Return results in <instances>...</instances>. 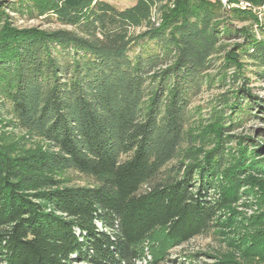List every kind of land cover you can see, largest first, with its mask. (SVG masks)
I'll return each instance as SVG.
<instances>
[{
  "label": "trees",
  "instance_id": "trees-1",
  "mask_svg": "<svg viewBox=\"0 0 264 264\" xmlns=\"http://www.w3.org/2000/svg\"><path fill=\"white\" fill-rule=\"evenodd\" d=\"M131 1L7 6L64 26L54 29L17 28L0 1V100L48 143L13 155L0 141V264H138L146 247L158 264L219 227L215 218L239 197V173L254 155L238 150L226 167L221 133L215 149L192 148L191 103L232 33L228 15L263 33L264 22L219 0ZM251 45L264 65V39ZM251 106L241 98L229 117L223 106L218 122L253 115ZM71 171L93 182L65 185Z\"/></svg>",
  "mask_w": 264,
  "mask_h": 264
},
{
  "label": "rangeland",
  "instance_id": "rangeland-1",
  "mask_svg": "<svg viewBox=\"0 0 264 264\" xmlns=\"http://www.w3.org/2000/svg\"><path fill=\"white\" fill-rule=\"evenodd\" d=\"M0 1L12 17V24L19 29L64 27L57 21L8 9L13 0ZM109 1L118 7L134 3L131 0ZM230 2L227 9H251L264 22V6H255L248 0ZM226 21L232 33L222 37L221 46L214 53L211 66L206 71L207 80L202 91L191 103V130L196 136L191 147L195 150L215 149L219 139L216 135L221 133L224 155L230 159L226 167L236 164L238 150L246 147L255 158L239 173V197L215 218L214 222L220 221V226L168 249L166 257L158 264H264V250H258L261 240H264V65L250 55L251 43L263 40L264 33L249 18L228 15ZM139 50L140 47H136V51ZM225 98H230L227 105L223 103ZM241 98L246 103H252L250 112L253 115L239 117L233 123L222 125V122H218V109L223 106L229 108L225 112L229 117L234 114L233 110L229 111L230 107L235 106ZM9 111V106L0 100V141L9 154L48 148L43 138L19 127ZM61 178L65 185H89L93 182L89 177L73 171L62 174ZM210 194L219 195L218 191ZM98 226L102 227V224L98 222ZM145 252L138 264H154L147 247Z\"/></svg>",
  "mask_w": 264,
  "mask_h": 264
},
{
  "label": "built area",
  "instance_id": "built-area-1",
  "mask_svg": "<svg viewBox=\"0 0 264 264\" xmlns=\"http://www.w3.org/2000/svg\"><path fill=\"white\" fill-rule=\"evenodd\" d=\"M223 5L224 7H229L231 2L230 0H219Z\"/></svg>",
  "mask_w": 264,
  "mask_h": 264
}]
</instances>
